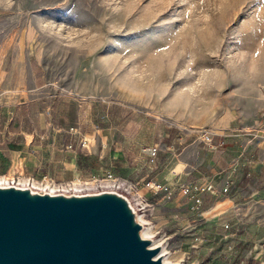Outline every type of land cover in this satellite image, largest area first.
Returning <instances> with one entry per match:
<instances>
[{
	"label": "rangeland",
	"instance_id": "rangeland-1",
	"mask_svg": "<svg viewBox=\"0 0 264 264\" xmlns=\"http://www.w3.org/2000/svg\"><path fill=\"white\" fill-rule=\"evenodd\" d=\"M8 34L32 64L37 59L46 83L12 100L8 114L0 112V129L25 150L21 156L35 154L31 164L0 160V184L13 178L25 186L32 178L33 191L83 195L100 189L92 175L111 170L168 261L264 264L263 202L232 204L229 191L204 193L194 208L177 191L166 198L134 187L152 174L169 182L172 155L145 152L158 129L200 139L218 116L236 110L254 121L235 133L247 143L262 139L264 0H0V37ZM105 126L127 132L115 136L112 163L95 137ZM82 137L90 139L89 149L81 147ZM63 151L73 158L54 163ZM213 182L221 187L220 178Z\"/></svg>",
	"mask_w": 264,
	"mask_h": 264
},
{
	"label": "water",
	"instance_id": "water-1",
	"mask_svg": "<svg viewBox=\"0 0 264 264\" xmlns=\"http://www.w3.org/2000/svg\"><path fill=\"white\" fill-rule=\"evenodd\" d=\"M128 200L0 186V264H161Z\"/></svg>",
	"mask_w": 264,
	"mask_h": 264
},
{
	"label": "crops",
	"instance_id": "crops-1",
	"mask_svg": "<svg viewBox=\"0 0 264 264\" xmlns=\"http://www.w3.org/2000/svg\"><path fill=\"white\" fill-rule=\"evenodd\" d=\"M11 38L9 34L0 37V112L2 114L4 112L8 114V107L16 104L12 100L30 95L44 87L46 83V73L37 59L35 58L34 64H32V58L27 50L19 42H13ZM228 112L231 116L221 114L216 118L215 127L210 129L213 132L211 148L204 143L201 146L202 141L198 138L191 140L187 138L188 135L185 132L176 133L171 129L166 131L158 129L151 146L158 145L157 156H160L162 150H167L168 154L172 155L170 156L171 160H168L165 165L167 174L164 177L171 183L188 180H212L218 183V178L222 176L221 173L228 172L234 160L243 151V156L239 157V164L232 173L233 183L227 199L232 204L253 199L264 203V136L261 137V140L247 143L248 137L244 133H235V131L245 129L244 126L252 124L253 119H249L248 122L237 115L238 111ZM115 130V128L105 126L99 128L95 133V137L104 146L110 163H112V158H117L116 154L111 153L112 148L116 149L114 147L117 140L116 134L119 132L118 136H125L124 133H127L126 131L123 133V129L118 130L117 133ZM7 134L10 132L7 131ZM178 143H182V147L176 153L175 147ZM18 146L20 147L9 137H6L0 129V160L11 164L18 159L25 161L27 158L26 164H31V159L35 158L34 152L29 150L27 155L22 157L25 150L19 149ZM27 146H29V141L26 143ZM200 147L210 151L201 154ZM123 153H119L118 156L120 158L123 155L126 156ZM208 156L213 157L212 161H209ZM67 158H73L72 152L63 151V155L55 154L52 161L63 164ZM33 162L35 164L36 160ZM155 171L158 174V170ZM151 177L152 180L158 182L157 175L152 174ZM135 184L136 190L148 195L150 191L144 188L143 184L138 182Z\"/></svg>",
	"mask_w": 264,
	"mask_h": 264
},
{
	"label": "built area",
	"instance_id": "built-area-1",
	"mask_svg": "<svg viewBox=\"0 0 264 264\" xmlns=\"http://www.w3.org/2000/svg\"><path fill=\"white\" fill-rule=\"evenodd\" d=\"M70 130H74L70 128ZM212 132L205 130L200 135V139L203 143H205L210 148L212 147ZM251 140H249L250 142ZM80 145L82 148L89 149V145H92L89 138L82 137L80 139ZM66 149L72 148V144L65 145ZM158 145H152L145 149V152L149 156H155L158 152ZM243 156V151H241L240 155L237 159L234 160L228 172H222L221 179V187L217 188L212 180H197L191 182H182V183H159L152 180H147L143 186L152 194H162L166 198H171L174 193L177 191L182 197L190 201L194 208H198L202 203V194L209 193L215 195L217 193H227L230 190V187L233 183L232 173L236 170L237 165L239 164V157ZM30 180V181H29ZM92 184L100 187L97 192L100 191H114L120 193L122 188V181L115 176V174L111 170H107L102 177L92 175L91 176ZM27 184L25 186L20 187H28L31 189L33 179L28 178ZM16 181L12 178L10 179V183L7 185L19 186ZM121 194V193H120Z\"/></svg>",
	"mask_w": 264,
	"mask_h": 264
},
{
	"label": "bare ground",
	"instance_id": "bare-ground-1",
	"mask_svg": "<svg viewBox=\"0 0 264 264\" xmlns=\"http://www.w3.org/2000/svg\"><path fill=\"white\" fill-rule=\"evenodd\" d=\"M0 180H2V179H0ZM0 186H4V185L0 184ZM51 192L52 191H49V193H51ZM135 220L142 225V227L139 231L140 236L142 238L150 240L149 247L150 248H155V247L158 248V252L155 254L154 258L159 257V259H161V264H179V263H172V262L167 260L168 253L165 249L166 247L164 245H162V242L159 238H157V239L154 238V235H153L150 227L143 225L145 223H144L143 219L141 218V216L135 215Z\"/></svg>",
	"mask_w": 264,
	"mask_h": 264
}]
</instances>
